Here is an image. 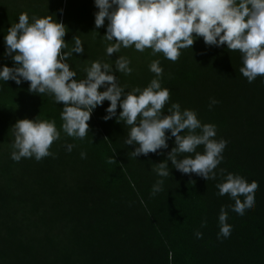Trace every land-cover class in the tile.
<instances>
[{
	"label": "trees",
	"instance_id": "16d2710c",
	"mask_svg": "<svg viewBox=\"0 0 264 264\" xmlns=\"http://www.w3.org/2000/svg\"><path fill=\"white\" fill-rule=\"evenodd\" d=\"M96 11L93 0H0V65L13 66L3 36L21 12L62 23V52L74 47L73 37L80 40L82 52L65 61L77 81L90 62L101 61L113 66L125 91L142 89L155 78L148 66L158 60L161 87L169 91L162 112L178 103L181 110H193L201 124L215 125L213 139L226 141L215 178L172 167L167 154L174 137L167 130V148L133 158V146L124 144L128 126L116 119L119 106L112 118L102 119L107 100L92 110L87 134L79 139L60 130L62 103L29 93L27 81H0V264H264V77L248 83L239 72L238 50L205 45L200 37L180 49L174 62L131 46L107 56V20L95 27ZM117 56L129 59V74L115 71ZM210 100L217 103L209 107ZM24 118L55 122L59 139L48 149L54 156L10 158L11 126ZM196 151L202 153L203 146ZM185 155L193 154L177 159ZM160 161L166 162L168 177L152 171ZM227 173L258 186L253 208L242 216L230 210L234 201L227 194L218 195L215 185ZM157 180H163L161 191L152 195ZM221 207L231 232L218 239Z\"/></svg>",
	"mask_w": 264,
	"mask_h": 264
},
{
	"label": "clouds",
	"instance_id": "9594fccd",
	"mask_svg": "<svg viewBox=\"0 0 264 264\" xmlns=\"http://www.w3.org/2000/svg\"><path fill=\"white\" fill-rule=\"evenodd\" d=\"M93 4L98 9L94 13L95 27H101L107 20L103 35L109 42L105 48L107 56L131 46L139 52L151 49L152 54L161 53L174 62L180 49L190 48L194 39L200 37L205 45L219 47L223 44L228 50H238L242 61L239 72L248 83L257 76L264 77V0H93ZM65 31V26L51 15H33L30 19L27 13H19L3 36L4 54L11 56L13 66L0 65V81L12 80L17 85L27 81L29 93L48 94L54 103H62L60 130L79 139L87 134L86 122L92 110L107 100L106 115L102 119L112 118L119 106L116 119L128 126L124 144L133 146L130 152L133 158L167 148V130L169 136L174 137L175 146L167 154L172 167L205 180L215 178L213 169L222 159L226 141L213 139L215 125L201 124L193 110H181L178 103H172L166 113L162 112L169 100V91L161 87L162 68L158 60L148 66L155 78L142 89L134 87L125 91L116 82L113 66L101 61L90 62L83 69L84 79L77 81L76 73L65 61L69 55L79 54L83 49L80 40L73 37L74 47L70 52H62L66 47L62 39ZM129 64L127 57L117 56L114 69L127 75L132 71ZM101 87L104 90L98 91ZM215 103L216 100H210L209 107ZM11 129L10 158L13 161L30 157L39 161L54 156L48 150L60 135L54 121L18 119ZM201 145L202 153L196 151ZM72 147L69 144L66 150L71 151ZM180 153L193 155L177 159ZM80 155L84 157L83 152ZM152 165L157 176H169L165 161ZM129 182L135 188L130 178ZM162 184L163 180H157L151 194L161 191ZM215 186L218 195L227 194L234 201L230 210L236 214L242 216L253 208L258 188L255 182L249 183L240 175L227 173ZM226 219L227 212L221 207L218 239L227 238L231 232ZM195 235L200 238L201 233ZM171 259L169 252L168 260Z\"/></svg>",
	"mask_w": 264,
	"mask_h": 264
}]
</instances>
